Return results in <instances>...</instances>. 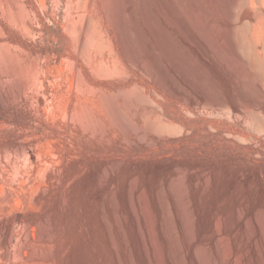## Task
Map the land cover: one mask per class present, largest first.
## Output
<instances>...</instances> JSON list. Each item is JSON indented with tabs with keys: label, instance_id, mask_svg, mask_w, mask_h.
<instances>
[{
	"label": "rangeland",
	"instance_id": "rangeland-1",
	"mask_svg": "<svg viewBox=\"0 0 264 264\" xmlns=\"http://www.w3.org/2000/svg\"><path fill=\"white\" fill-rule=\"evenodd\" d=\"M146 9L0 0V264H127L113 203L131 229L134 181L147 197L136 217L147 239L146 214L154 222L164 263L162 194L185 264L201 263L202 246L222 264L220 244L229 264H250L243 232L264 205V0H146ZM240 35L250 51H239ZM110 104L138 131L117 126ZM250 176L261 185L238 184ZM58 228L59 243L41 242Z\"/></svg>",
	"mask_w": 264,
	"mask_h": 264
},
{
	"label": "bare ground",
	"instance_id": "bare-ground-1",
	"mask_svg": "<svg viewBox=\"0 0 264 264\" xmlns=\"http://www.w3.org/2000/svg\"><path fill=\"white\" fill-rule=\"evenodd\" d=\"M141 2V6H142V11H143V14L144 16L146 17L147 16V9H146V0H140ZM240 2V1H239ZM234 3V2H233ZM126 8V6H123V8ZM239 33V32H238ZM237 33V35H238ZM244 34V33H241V35ZM238 38V44H239V48H240V52L242 51V53L246 52L249 50V46L247 43V39L246 37L244 36H241ZM245 35V34H244ZM122 36L125 38L126 42H127V48L131 54V59L133 62H138V58H137V54H136V50L133 46V44L131 43V41L129 40V36H130V31L128 29L127 26H125L122 30ZM252 49V48H251ZM250 49V50H251ZM249 50V51H250ZM248 53V52H247ZM261 54V53H260ZM246 55V54H245ZM262 55V54H261ZM261 57V56H260ZM264 59V58H262ZM263 62V61H262ZM262 62L260 63V65H264L262 64ZM264 63V62H263ZM262 68V67H261ZM263 69V68H262ZM110 107H111V104H110ZM113 104H112V107L110 108L111 110V113L112 115L114 116V120L115 122L118 123L117 126H120L122 128V130L124 132H129V131H138V126H136L134 123H131L129 122V120L127 119L126 115L123 114V112H121L120 110H118L117 108H113ZM116 123V124H117ZM156 123V122H155ZM160 123V122H159ZM152 124V123H151ZM154 124V122H153ZM151 125L154 127V125ZM156 127V126H155ZM158 128L160 129V131H167L168 133H170L172 131L171 134H173V130H175L177 127H174L171 126V124L169 123H163L161 122L159 125H158ZM157 129V128H156ZM155 130V129H154ZM158 130V129H157ZM102 131V130H101ZM140 131V130H139ZM103 132V131H102ZM165 132V133H167ZM175 134V133H174ZM140 137L142 138V140L144 139V134H140ZM115 168V167H114ZM205 170V169H204ZM208 173V172H207ZM206 174V173H205ZM247 174V173H246ZM183 175V174H182ZM203 175V174H201ZM207 175V174H206ZM205 175V176H206ZM238 175V174H237ZM111 176V175H110ZM204 176V175H203ZM239 176V175H238ZM237 176V177H238ZM246 176V175H245ZM244 176V173H243V177ZM202 177V176H201ZM107 178V177H106ZM210 178V177H209ZM240 178V177H239ZM248 178V177H246ZM109 179V178H108ZM200 179V178H199ZM208 179V178H207ZM241 179V178H240ZM106 181V180H104ZM103 181V182H104ZM108 181V180H107ZM104 182L103 185H102V188L103 189H106L108 187V182ZM209 181V180H208ZM236 181V180H235ZM247 181V183L245 182ZM239 180L238 181V184H240L241 186H250L254 183H258L259 185H261V182L258 178H256V176H250L248 180ZM136 182V183H135ZM206 182V180L204 181ZM135 185L133 187V190H132V196L134 197L136 195V202H134V199H133V202H131V206H130V215L132 217V228L129 229L126 221L128 222V220L125 221V219L122 217L123 215L120 214V207H119V204L118 203H113V208H114V212L116 214V225H117V228L119 229V232H120V235H119V238L117 239V242L121 241L124 245V250H123V253L127 259V264H166L164 263L166 260L164 259V254L162 255L161 252H160V247L161 246H158L156 244V242L158 241L157 239L155 240V237L156 235H154V232H153V228H152V222L150 220V218L147 216L146 214V218L144 220L145 222V227H147L148 229V232H149V235H150V238L147 239L145 233H144V229L143 227L141 226V223L139 221V218L136 217V207L134 205V203L138 206H143L145 207L146 205V198L144 193L143 192H140L139 191V188H138V182L137 181H134ZM213 183V182H212ZM199 184V183H198ZM101 189V190H103ZM136 189V190H135ZM134 190L137 192H134ZM130 192V191H129ZM136 194H134V193ZM205 193V192H204ZM162 194V193H161ZM160 194V195H161ZM245 194V193H244ZM130 195V193H129ZM182 196V195H181ZM164 195L162 194L161 195V201H162V205H163V208L165 210V219H164V231H165V235L169 241V245H170V258H171V262L172 264H185V260L186 259V256L185 254L183 253L182 251V247H181V242H180V239L178 238V234L176 235L175 233V225H174V222H173V219L171 218V214H170V211H169V204H167L166 200L164 199ZM184 198V197H183ZM180 199V198H179ZM182 199V198H181ZM181 202V201H180ZM161 203V202H160ZM225 203V202H224ZM148 205V204H147ZM149 206V205H148ZM147 206V207H148ZM147 209V208H145ZM186 209V208H185ZM150 210V208H149ZM184 209H182L183 211ZM244 210V209H243ZM145 211V210H144ZM187 212V210H185ZM147 212V210L145 211V213ZM149 212V211H148ZM241 213V211H239ZM139 213V212H138ZM239 213V214H240ZM164 214V213H163ZM182 214V213H181ZM188 214V213H187ZM185 212L182 214L183 215V219L186 223L185 226H187L188 228V231L189 233L192 235V232H191V227H192V222H191V218H189V216L187 215ZM149 215V214H148ZM242 215V213H241ZM240 215V216H241ZM192 216V215H191ZM242 217V216H241ZM219 218V217H218ZM240 218V217H239ZM221 219V218H219ZM227 219V218H226ZM153 220V219H152ZM154 223V222H153ZM157 223V222H156ZM222 227V225H221ZM163 228V227H162ZM246 228V231L243 232L244 234L246 233V236H245V239H243V241L245 242L244 245L245 247L244 248H247V253L248 251L251 252V260L250 261V264H264V205L261 206V208L259 210H257V212L251 217L249 218L248 220V223L246 224L245 226ZM219 228H217L218 230ZM222 229V228H221ZM63 230L64 228H58V230L56 231L57 233L52 234L51 232H46V231H43L41 232L40 234V240L41 242L42 241H54V242H57L59 243L60 242V239H61V236H62V233H63ZM156 230V229H155ZM243 230V229H242ZM193 231V230H192ZM113 232V231H112ZM194 232V231H193ZM65 233V232H64ZM63 233V234H64ZM137 233V236L140 238L141 240V243L143 245V248H144V252H145V260H144V263L140 262V260L136 257L135 253H134V249H135V244H134V239L133 236L134 234ZM217 233V232H216ZM214 234V233H213ZM114 235V234H113ZM158 235V234H157ZM188 235V234H187ZM216 235V234H215ZM137 237V239H138ZM190 238V237H189ZM222 238V237H220ZM227 238V237H225ZM115 239V238H114ZM113 239V240H114ZM193 239V238H192ZM241 239V240H242ZM194 240V239H193ZM228 240V238H227ZM11 241H12V238H11ZM219 241V239H218ZM242 241V242H243ZM136 242V241H135ZM224 242V241H222ZM215 243V242H214ZM159 244V243H158ZM228 244V243H227ZM242 244V243H241ZM159 247H157V246ZM160 245V244H159ZM27 246V245H26ZM201 247V246H199ZM25 248V247H24ZM162 248V247H161ZM217 248V247H216ZM27 249V248H26ZM197 249L196 253H197V256L200 258L201 260V263L200 264H213L211 262V260L209 259L210 257L207 256V253L206 251L203 249V246L202 248H195ZM218 250L221 251V253L223 254L222 255V264H229V255L226 251H225V245L224 244H220L219 245V248H217ZM163 250V248H162ZM242 250V249H241ZM219 251V252H220ZM164 252V250H163ZM195 252V251H194ZM19 253V252H18ZM26 253V252H25ZM246 253V252H245ZM23 254V253H21ZM27 254V253H26ZM24 256H21L22 259L25 258V255ZM32 254V253H31ZM34 254V253H33ZM232 254V253H231ZM241 254V253H240ZM18 255V254H17ZM37 255V254H36ZM36 255H34L33 257H35ZM51 255V254H50ZM209 255V253H208ZM243 255V254H242ZM20 256V255H19ZM46 256V255H45ZM49 256V255H48ZM196 256V257H197ZM220 256V255H219ZM24 257V258H23ZM27 257V256H26ZM32 257V255H31ZM32 257V258H33ZM42 257V256H40ZM59 257H60V247L56 250L55 254L53 255V257L50 256V258L52 259H55L56 261L59 260ZM197 257V258H198ZM231 257V256H230ZM238 257V256H236ZM29 258V257H28ZM27 258V259H28ZM43 258V257H42ZM239 258V257H238ZM41 259V258H40ZM48 259V257H47ZM119 259V258H118ZM143 259V258H142ZM241 259V258H240ZM26 260V259H25ZM36 260H37V257H36ZM165 260V261H163ZM237 260V259H236ZM21 261V260H20ZM143 261V260H142ZM238 262H241L238 261ZM238 262H235V264H237ZM220 263V262H219ZM242 264V263H241ZM246 264V263H245Z\"/></svg>",
	"mask_w": 264,
	"mask_h": 264
}]
</instances>
